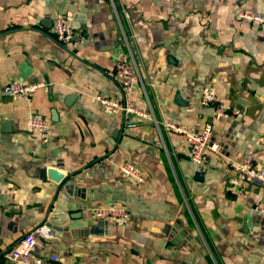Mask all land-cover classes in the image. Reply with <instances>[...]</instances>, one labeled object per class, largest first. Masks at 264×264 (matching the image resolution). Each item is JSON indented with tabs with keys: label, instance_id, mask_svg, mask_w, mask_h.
I'll list each match as a JSON object with an SVG mask.
<instances>
[{
	"label": "crops",
	"instance_id": "1",
	"mask_svg": "<svg viewBox=\"0 0 264 264\" xmlns=\"http://www.w3.org/2000/svg\"><path fill=\"white\" fill-rule=\"evenodd\" d=\"M244 13L264 16V0H0V264L43 222L53 235L42 251L68 264H264V189L247 181L235 194L228 182L230 161L250 151L264 166V22ZM57 16L80 35L58 41ZM132 32L143 35L137 46ZM130 50L131 98L156 122L108 113L95 98H122L115 61ZM36 80L45 84L29 101L3 93ZM203 88L238 113L201 105ZM32 112L52 129L47 143L26 129ZM167 120L211 124L218 149L195 168ZM123 162L142 178L123 174ZM57 165L79 169L70 187L42 170ZM99 206L125 215L96 219Z\"/></svg>",
	"mask_w": 264,
	"mask_h": 264
},
{
	"label": "built area",
	"instance_id": "2",
	"mask_svg": "<svg viewBox=\"0 0 264 264\" xmlns=\"http://www.w3.org/2000/svg\"><path fill=\"white\" fill-rule=\"evenodd\" d=\"M127 16V15H126ZM243 16L252 19L253 21L264 22V16L244 13ZM51 32L60 42H68L81 33L80 30L73 27L65 17L57 16L53 19ZM131 42L137 46L143 41V35L139 32H132ZM114 77L122 93V98L115 99L96 95L95 98L99 105L108 113H122L123 115H131L137 119L156 120L150 116L148 111L138 107L131 98L133 93V85L139 80V69L133 57V53L120 52L115 61ZM43 80L36 81H13L7 83L3 88V93L14 99H22L29 101L31 95L37 88L43 86ZM199 103L203 106L213 107L214 112L219 116L230 117L238 113V109H226L217 102L215 94L208 88H203L199 98ZM162 125L167 130L179 133L182 135L189 149L190 161L195 165V168H200L205 160L207 150L216 151L217 143L210 144L212 135L211 124H206L201 130H195L186 125L176 123L175 121H163ZM26 129L34 134H37L43 143H47L52 129L45 117L37 112H32L28 116ZM259 155L256 152H248L241 161H230V170L228 182L232 191L235 194L241 193L244 184L247 181H260L264 189V166L259 164ZM120 171L127 176H135L142 178L141 170L130 162L119 164ZM264 214V197L257 208ZM96 219H107L111 216L125 215L123 208L114 206H99L94 208ZM52 229L46 223H40L31 230L23 234L18 241L12 246L5 256L9 264H68L61 260L60 255L56 251L43 252L44 241L52 237Z\"/></svg>",
	"mask_w": 264,
	"mask_h": 264
},
{
	"label": "water",
	"instance_id": "3",
	"mask_svg": "<svg viewBox=\"0 0 264 264\" xmlns=\"http://www.w3.org/2000/svg\"><path fill=\"white\" fill-rule=\"evenodd\" d=\"M43 169V171H46V173H47V175H48V177L49 178H51L52 180H54L55 182H57L58 183V185H57V188H59L61 185H63V186H65V187H70L71 186V184L70 183H68L67 181H66V179L70 176V175H72V174H74L76 171H78L79 169H74V170H72V171H70V172H68V173H65V174H63L62 173V171H60V169H63V166H59V165H57V166H55V167H48V168H46V169H44L45 167H42ZM199 173H200V171L199 170H196L195 171V176L197 177V178H201V176L199 175ZM69 184V185H68ZM48 224V223H47ZM49 225V224H48ZM50 226V225H49ZM51 227V226H50Z\"/></svg>",
	"mask_w": 264,
	"mask_h": 264
}]
</instances>
